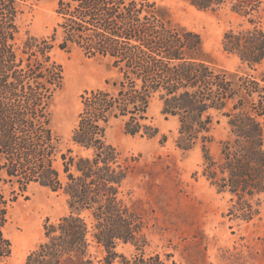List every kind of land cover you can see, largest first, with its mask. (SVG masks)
<instances>
[{
	"label": "trees",
	"instance_id": "16d2710c",
	"mask_svg": "<svg viewBox=\"0 0 264 264\" xmlns=\"http://www.w3.org/2000/svg\"><path fill=\"white\" fill-rule=\"evenodd\" d=\"M35 1L0 0V181L10 186L8 194L0 188V264L12 250L5 233L9 208L27 198L33 184L61 191L68 213L45 220L44 239L25 264H167L159 253H146L145 219L127 187L136 158L122 155L106 136L114 121L126 134L158 136L147 113L155 97L161 112L177 120L175 146L185 152L200 145L195 174L226 199L225 215L244 222L260 218L264 0H184L200 10L226 6L238 16L220 41L238 59L234 69L217 65L198 32L149 0H56L51 34L26 33L17 43L22 6ZM55 47L105 58L115 74L104 86L82 91L65 149L52 124L65 79ZM220 124L225 134L215 140L212 131ZM119 243L133 252H118ZM93 245L102 248L101 258L91 253Z\"/></svg>",
	"mask_w": 264,
	"mask_h": 264
},
{
	"label": "rangeland",
	"instance_id": "374dc122",
	"mask_svg": "<svg viewBox=\"0 0 264 264\" xmlns=\"http://www.w3.org/2000/svg\"><path fill=\"white\" fill-rule=\"evenodd\" d=\"M149 1L165 7L175 23L198 32L204 50L217 65L237 67L238 59L226 54L220 44L223 31L239 22L228 7L211 11L197 9L184 0ZM55 6L56 0L23 5L18 16L17 43L26 33L37 37L50 35L58 19ZM52 54L62 64L65 76L64 86L54 100L52 117L53 128L61 137V148L65 149L71 145L70 134L81 106L80 94L84 89L104 86L105 80L115 74L107 59L88 58L77 48L66 51L55 47ZM147 113L160 130L156 137L126 134L120 121L112 122L106 131L108 141L122 155L137 161L127 187L145 219L146 253H159L167 264H264V202L260 218L249 222L230 219L225 215L226 199L199 173L195 174L201 162L200 145L185 152L175 146L177 120L161 112L157 97L151 100ZM161 134L166 135L163 142ZM212 134L215 140L223 137L224 126L216 125ZM215 148L213 143L211 149ZM0 188L7 194L10 191V186L1 181ZM26 195L9 208L5 233L12 250L2 264H25L27 254L44 239L45 220L56 221L68 213L67 199L61 191L33 184ZM116 250L129 255L133 247L119 243ZM90 251L98 258L103 255L102 248L94 245Z\"/></svg>",
	"mask_w": 264,
	"mask_h": 264
},
{
	"label": "bare ground",
	"instance_id": "6f19581e",
	"mask_svg": "<svg viewBox=\"0 0 264 264\" xmlns=\"http://www.w3.org/2000/svg\"><path fill=\"white\" fill-rule=\"evenodd\" d=\"M29 229H31V230H32V228H31V227H29V228H28V230H29Z\"/></svg>",
	"mask_w": 264,
	"mask_h": 264
}]
</instances>
